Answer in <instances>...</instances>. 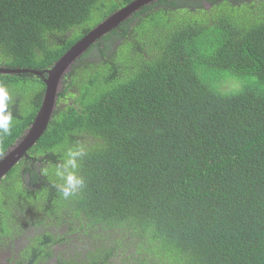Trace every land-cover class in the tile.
I'll list each match as a JSON object with an SVG mask.
<instances>
[{"label":"trees","instance_id":"obj_1","mask_svg":"<svg viewBox=\"0 0 264 264\" xmlns=\"http://www.w3.org/2000/svg\"><path fill=\"white\" fill-rule=\"evenodd\" d=\"M132 1L0 0V66L45 71ZM207 1L158 0L92 44L43 135L0 179L8 204L34 203L22 214L44 227L36 243L66 224L83 244L57 264H264V0ZM0 85L16 118L5 153L45 84L26 73ZM75 146L86 188L63 200L54 167ZM27 157L40 167L29 194Z\"/></svg>","mask_w":264,"mask_h":264},{"label":"flooded vegetation","instance_id":"obj_2","mask_svg":"<svg viewBox=\"0 0 264 264\" xmlns=\"http://www.w3.org/2000/svg\"><path fill=\"white\" fill-rule=\"evenodd\" d=\"M254 1L257 2L259 0ZM181 2L187 4L189 0H181ZM196 4H200L199 6L205 8L207 11H210L212 7L207 0H192V5ZM29 159L30 157H27L26 160L23 161L20 177L18 178L28 194L37 188L34 175L35 170H40L39 164L36 166L32 163L33 161ZM56 196H59V194ZM0 197L2 199L0 214H3L6 218L2 219L0 216V264H35V262L36 264H57L58 257H62V254L67 256L66 254H75L77 252L84 253V246L78 239H73L72 236L64 237L66 232L63 229L66 227V224H60V228H47V231H50L51 238L43 240L44 244L42 245H40V243L43 241L36 243L38 239L37 236L42 234L44 227L41 225L42 228L36 229L37 222H29L27 219L23 218L24 215L22 214L24 209L28 208V206H34V203L26 202L27 205L25 202L21 201L8 204L10 198L7 197L6 188L0 191ZM1 207L5 212L7 211L9 215L6 216ZM31 211L35 214L33 209H31ZM61 214L64 216L63 220H69L65 217L64 213ZM36 219H39V217L36 216ZM46 222L49 223V219H47ZM17 223L20 225L19 228ZM81 238L84 239V237ZM46 252H51L52 256L45 257L47 258L45 260L41 258V256L46 254Z\"/></svg>","mask_w":264,"mask_h":264},{"label":"water","instance_id":"obj_3","mask_svg":"<svg viewBox=\"0 0 264 264\" xmlns=\"http://www.w3.org/2000/svg\"><path fill=\"white\" fill-rule=\"evenodd\" d=\"M158 0H134L129 4L117 9L111 15L97 24L85 37L75 43L67 50L53 65L42 72L26 69H7L0 66L1 75H20L29 73L40 77L45 84V90L42 102L32 123L24 130L22 135L10 146L4 153L3 159H0V179L3 178L36 144L45 132L49 122L56 109L58 93L61 91L63 77L68 74L73 65L80 59L86 50L102 36L110 33L122 22L130 18L141 8L149 6Z\"/></svg>","mask_w":264,"mask_h":264},{"label":"clouds","instance_id":"obj_4","mask_svg":"<svg viewBox=\"0 0 264 264\" xmlns=\"http://www.w3.org/2000/svg\"><path fill=\"white\" fill-rule=\"evenodd\" d=\"M43 97V96H42ZM12 96L9 90L0 85V136H8L14 127L15 117L13 115ZM86 151L82 146L71 147L67 150L65 158L56 163L54 175L58 178V183L53 184L59 196L63 200H69L86 188V181L79 174L80 160L84 158ZM4 153L0 151V159H3ZM49 169L44 167L41 174L47 176Z\"/></svg>","mask_w":264,"mask_h":264},{"label":"bare ground","instance_id":"obj_5","mask_svg":"<svg viewBox=\"0 0 264 264\" xmlns=\"http://www.w3.org/2000/svg\"><path fill=\"white\" fill-rule=\"evenodd\" d=\"M55 62H56V61H55ZM55 62H54V63H55ZM49 68H50V67H49ZM49 68H48V69H49ZM46 70H47V69H46ZM57 100H58V96H57ZM56 103H57V101H56ZM47 127H48V126H47ZM31 148H32V147H31ZM31 148H30V149H31ZM30 149H29V150H30ZM29 150H28V151H29ZM25 155H26V154H25Z\"/></svg>","mask_w":264,"mask_h":264},{"label":"rangeland","instance_id":"obj_6","mask_svg":"<svg viewBox=\"0 0 264 264\" xmlns=\"http://www.w3.org/2000/svg\"><path fill=\"white\" fill-rule=\"evenodd\" d=\"M207 46V45H206ZM66 155V154H65Z\"/></svg>","mask_w":264,"mask_h":264}]
</instances>
